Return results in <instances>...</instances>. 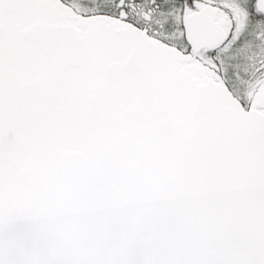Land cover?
Returning <instances> with one entry per match:
<instances>
[{
    "label": "snow or ice",
    "instance_id": "snow-or-ice-1",
    "mask_svg": "<svg viewBox=\"0 0 264 264\" xmlns=\"http://www.w3.org/2000/svg\"><path fill=\"white\" fill-rule=\"evenodd\" d=\"M0 264H264V0H0Z\"/></svg>",
    "mask_w": 264,
    "mask_h": 264
}]
</instances>
